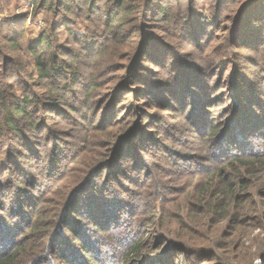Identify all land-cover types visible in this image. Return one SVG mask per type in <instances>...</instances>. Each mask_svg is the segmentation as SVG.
Returning <instances> with one entry per match:
<instances>
[{
  "label": "trees",
  "instance_id": "trees-1",
  "mask_svg": "<svg viewBox=\"0 0 264 264\" xmlns=\"http://www.w3.org/2000/svg\"><path fill=\"white\" fill-rule=\"evenodd\" d=\"M238 1H232L240 6L229 43L235 40L237 32H242L245 24L254 32L252 25L263 20L260 13L264 9V0H247L241 4ZM39 2L43 8H50L53 20L26 48L21 43L25 21H0V194L10 184L18 198L14 207L18 204L20 208L31 207L29 213L21 208L17 214L13 209H6L5 199L0 195V264H60L59 261H48L47 254L54 255L62 245L59 242L62 231L58 228L55 232L54 224L63 214V208L60 210L53 204L49 215L45 205L50 198H45L44 194L71 171L69 164L74 165L87 150L84 157L90 155L92 162L84 168L86 177L66 204L64 202L66 207L62 205L65 209L69 205V220L72 217L70 211L78 205L75 201L77 193L78 196L85 195V189H90L89 185L93 184L98 173L103 180L109 177L118 168L117 158L120 159L128 145H132L133 139L150 141L144 133V137L141 136L139 124L132 123V115L110 119L111 112L114 114L121 106L125 94L133 97V111L137 108L146 115L148 109L163 110L178 119L183 113L184 96L192 95L197 105L192 130L215 139V127L209 117L214 106L211 105L212 96L207 94L211 86L203 78L206 72L182 58L176 59L182 54L179 47L154 31L160 29L174 42L196 47L204 54L212 37L217 35L208 38L206 44L205 36L211 35L208 30L217 27V20H221L222 4L216 11L207 0ZM204 2L207 8L201 10L200 3ZM256 8L259 12L257 10L258 14L254 15ZM224 18L231 19L232 15ZM221 26L214 29L215 33L221 30ZM61 31L67 35L64 43L60 42ZM124 49L132 53H123ZM212 50L207 62L215 63L219 55H227L226 52L221 54L218 48ZM26 58L28 61L24 63ZM170 58L176 59L177 67L183 66V70L171 71L173 68L167 67ZM144 60L155 67H145ZM89 67L93 68L91 72ZM188 70L192 77L184 73ZM97 91H100L99 101L95 103L93 97ZM241 93L233 92V104L222 108L228 114L227 125H224L226 128L218 127L222 133L214 144L219 140L234 143L232 135L242 128L240 118L245 116L249 108L246 102L251 104V96ZM156 118L165 122L158 114ZM103 137H107L106 141L98 144ZM98 146L99 150L94 151ZM240 151L227 164L224 163L226 166L206 169L210 170L207 178L197 182L184 196L183 208H174L175 213L168 208L169 212L161 215L163 200H170L160 195L161 189L167 191L168 182L159 180L153 194H148L150 215L158 219L161 216L162 219H174L177 229L167 231L153 245L147 244L144 236L129 243L127 240L122 242L126 251L121 264H157L166 257L174 259L179 248L188 258L200 256V261L207 264H252L254 253L247 244L248 237L256 229L264 230V152ZM28 155L38 160L31 172H26L20 165V159ZM41 157L47 164L39 161ZM78 168L81 171L82 168ZM15 174L25 177L21 182L24 184L15 182ZM39 174L43 178L40 183ZM32 185L39 194L33 191L20 196ZM254 188H257L259 197L252 192ZM37 195L41 196L38 198ZM157 210L160 214L156 215ZM83 211L84 218L92 219L98 232L100 227L108 226L103 224L111 211L107 204L97 207L90 204ZM130 221L137 223V220L126 219L120 226L130 231ZM118 232H115L117 240L113 238L114 234L105 236L109 237L107 243L113 245L120 241L124 234ZM42 239L46 242L40 254L37 250L41 245L36 244V240ZM84 241L91 248L96 247L95 240L87 238ZM262 258L264 261V256ZM83 262L87 264L88 258L84 257Z\"/></svg>",
  "mask_w": 264,
  "mask_h": 264
},
{
  "label": "rangeland",
  "instance_id": "rangeland-1",
  "mask_svg": "<svg viewBox=\"0 0 264 264\" xmlns=\"http://www.w3.org/2000/svg\"><path fill=\"white\" fill-rule=\"evenodd\" d=\"M38 1L39 0L36 2H34V0H0L1 22L6 19H11V21H25L24 34L21 41L25 48L28 43L38 37L53 20V14L50 8H43L40 2L39 4L37 3ZM209 1H211L213 10L215 9L217 11V6L219 9V4H222L224 7H221V15H223L221 20H217L216 25L218 27V25L221 24V30H216L215 33L214 29L218 28L213 27V29L208 30L211 35L205 36V38H207L205 41H207L208 38L217 34L212 37L213 39L210 40L209 44V41H207L206 44H208V47L206 50L208 51L206 53L202 54L196 47L180 43L179 41L174 42L173 39L165 35L164 31L160 29L154 32L158 36L165 37L168 42L179 47L182 54L176 59L182 58V60L186 62L201 67L202 70L206 72L203 78H205V81L211 86V90L210 92L208 90L207 94L212 96L211 105L214 106V111H212L209 117L212 119V127H215V139L222 133V131H218V127L221 129L224 125H227L228 114H226L223 109H226L224 106L230 107L233 104L231 94L233 92H242V95L245 94L248 96L249 94V96H251V104L246 102L249 108H247L245 116L242 115L240 118L242 128L239 129V132L236 131L234 135H232L231 141H234V143L227 142L226 140H219L214 144L215 139H212V136L207 135L203 137L202 134H197L192 130L195 124L194 119L197 117L196 110L194 109L197 105L194 104L192 95L184 96L183 113L181 112V116L178 119L174 116H170L166 111L156 109H148V113L145 115L143 112L137 111L136 108L135 111L139 112V114L135 115V111L131 109L133 97L131 94H125L121 106H118L114 114L111 112L112 116H109L110 119L119 118L120 115L121 118L129 114L132 115L134 118L132 123L134 124L137 122L139 124L138 130L142 132L141 136L144 137V133L146 138L150 139V141L133 139L132 145L129 144L124 153L121 154L120 159L117 158V163L119 162L118 168L114 169V172H112L109 177L103 180L102 178L104 177L101 173H98L93 184H88L90 189H85L87 190L85 195L78 196L79 193L75 195L78 197L75 198L76 204L78 205L74 211H70L72 219L70 218L68 220L69 215L67 209L69 205L65 209V204L68 201V197L78 188V185L83 183V179L86 177L84 168L87 164L89 165L92 162V158L89 157L90 155L86 156L88 158L84 157L85 154H87L86 150L81 159L74 163V165L69 164L72 167L71 171L68 173L69 175L67 174L60 180H57L55 186L49 189L50 192L44 194L45 198H50L48 201L49 203L45 205V211L49 215L52 212L51 207H53V204L54 207L60 210L63 208L61 212L63 214L60 215L54 224L55 232L58 228L62 231V233H60L61 235L58 234L60 236L59 242H61L62 245L57 249L59 252H55L54 255L51 252L47 254L49 256L48 261H59L60 264H84L83 261L85 257L88 258L87 264H116L118 261L117 264H121L122 262H120V260L123 253L126 251V247L122 242L127 240L126 242L129 243L136 237L144 236L146 243L153 245L156 244L165 233L167 234V231L169 232L177 229V222L174 219L168 220L169 218L167 219L166 217L162 219V213L169 212L168 208L172 209V213H175V209L179 206L183 208L184 196L194 189L197 182L207 178V173H209L211 169L217 166H226L225 164L228 163V160H230L234 154L242 152L240 150H250L253 153L256 151L264 152V9L260 13L263 20L252 25V30L256 31H249L250 27L248 24H245L242 28V32H237L238 34L236 33L235 40L229 43L233 31V21L238 13L240 5H234V3H232L233 0H207V3ZM246 1L247 0H240L238 3L241 4ZM216 2L217 4H215ZM200 8L201 10L207 8L205 2L203 4L200 3ZM259 8V10L262 9V7ZM255 10L256 11H253L254 15L257 13L258 8ZM229 14L232 15V18L225 20L224 17ZM66 38V33L61 31L60 42L64 43ZM136 46L137 45L134 47L135 50ZM216 48L220 50L221 54L226 52L227 55H219L215 63L207 62L209 56L212 55V49ZM122 52H129L130 54L131 51L124 49ZM176 59L170 58L167 60V67L173 68L171 69L173 72L174 70L176 72L177 70H183L181 69L183 66L177 67L179 63ZM27 61L28 59L24 60V63ZM144 66L155 67L147 60H144ZM30 69L31 68H28V70ZM92 70L93 68H88L89 72ZM184 73L187 75L189 74L191 77L193 76L192 73H189V70ZM209 85H207V89H210ZM204 86L206 85L204 84ZM98 92L100 91H97V95L93 97V102L95 103L99 101V99H97ZM202 99H204V97H202ZM185 108L187 110H185ZM198 110L200 111V109ZM81 111L82 113L85 112L83 107ZM157 114L158 117L164 118L165 122L156 118ZM98 115H100V113ZM216 122L217 125H214ZM163 123L168 125L165 126ZM106 139L107 137H103L97 142L101 144V142H105ZM97 150H99V146L94 149V151ZM28 156L20 159V165L26 169V172H31L33 165L38 163V160H34ZM83 159L84 161L79 164ZM39 161L45 163L43 157H41ZM78 167L82 168L81 171H78ZM208 168H210V170H206ZM90 175H92V172L89 176ZM42 180V175L39 174V183L42 182ZM159 180L168 182L167 191H162L161 189L160 195L162 194L163 197H168L170 201L165 202V200H163V205H161L163 206L161 209V218L159 217L158 219L157 216L150 215L151 207L149 203H147V198L148 194H153ZM22 181H25V177L21 178L15 174V182L19 184ZM21 184H24V182ZM33 185L32 187H27L26 193L23 194L22 192L20 196L33 191L39 194L38 189ZM8 186L9 187L3 189L2 195L0 194L5 199L6 209H13L17 214H20L18 210L24 208V210L29 213L31 207L22 206L20 208V204H18L16 208L14 207V204L18 202V198L14 195L12 185L9 184ZM252 192L258 196L257 188L252 189ZM40 196L41 195H37L38 198ZM52 199L54 202H51ZM102 203L110 206L111 211L108 215L109 217H107V224L103 223L108 226L100 227V232H98L92 219L84 218L83 214L85 213H83V210L89 207L90 204L97 207ZM63 204L65 207L62 206ZM158 204L160 205V202ZM34 206L35 204L32 206L33 210L36 208ZM158 211L159 210L156 211V215L160 214ZM65 213H67L66 217L64 215ZM17 219L20 220V216H18ZM126 219L137 220L136 224H134V221H130V224H128L130 228L132 227L130 231H127L124 226H120ZM262 223L264 224V219ZM118 230L124 234L121 240L115 242L113 245L107 243L109 237L105 236L114 234L115 237L113 238L117 240L115 232ZM103 237H105L106 240ZM44 238L46 239V237ZM87 238L96 241L95 248H91L88 246L89 244L87 245L85 243L86 241L84 240H87ZM113 238H110L111 241ZM248 238L247 244L249 243L251 252L254 253L251 257L252 264H264L262 258L264 256V230L256 229L252 231ZM36 241V244L41 245L39 250H37L40 251L41 254L46 241H43V239L41 241ZM176 250L178 253H175L174 259L172 257H166L167 259L165 258L157 264H207V262L200 261L202 258L200 256L188 258L187 255L182 253L180 248ZM261 250L263 251L258 254Z\"/></svg>",
  "mask_w": 264,
  "mask_h": 264
}]
</instances>
